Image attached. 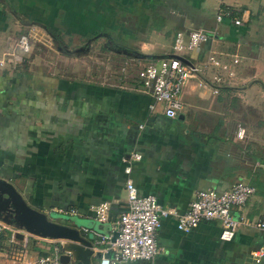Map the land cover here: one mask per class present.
Segmentation results:
<instances>
[{
    "label": "crops",
    "instance_id": "0c3cea01",
    "mask_svg": "<svg viewBox=\"0 0 264 264\" xmlns=\"http://www.w3.org/2000/svg\"><path fill=\"white\" fill-rule=\"evenodd\" d=\"M201 8V0H0V177L37 210L92 221L94 227L87 229L103 235L125 208L122 159L133 152L140 158H129L128 176L137 194L153 195L163 207L183 212L196 191H225L237 179L254 187L248 200L254 198L259 189L254 179L264 184V153L254 154L245 145L243 124L228 118L226 110L229 97L251 94L255 84L264 88L255 78L264 70L262 48L255 41L264 23V3L221 0L212 26ZM224 10L236 13L240 23L234 24L229 15L217 21ZM22 28L74 41L107 36L129 50L131 41L139 49L135 57L140 66L171 54L176 32L202 29L207 40L185 54V62H204L211 52L226 63L232 58L237 62L231 64L229 86L217 93L189 79L181 94L183 106L169 119L158 107L148 110L151 98L136 89L134 77L130 86L83 81L50 71L46 63L26 62L14 36ZM60 29L64 37L55 33ZM150 30L151 36H144ZM243 69H248L246 77L238 75ZM237 126L243 128L242 138L234 136ZM262 192L258 198H264ZM248 200L239 213L249 219L264 215L257 198ZM101 202L109 203L107 219L97 222L91 206ZM58 209L76 212L62 214ZM237 234L220 240L216 221H202L183 233L172 217L164 218L155 237L162 250L153 264H215L218 255L223 264H245L248 250L263 238L256 231ZM236 239L241 246L235 247ZM221 244L228 248H219Z\"/></svg>",
    "mask_w": 264,
    "mask_h": 264
},
{
    "label": "built area",
    "instance_id": "2783aa9c",
    "mask_svg": "<svg viewBox=\"0 0 264 264\" xmlns=\"http://www.w3.org/2000/svg\"><path fill=\"white\" fill-rule=\"evenodd\" d=\"M264 3V0H262ZM233 16L234 24L240 23V18L229 10L221 11L216 15L218 21L221 16ZM16 39V46L23 53L31 52L30 37L33 38L38 30H29ZM40 32V31H39ZM32 34V35H31ZM208 34L202 29H193L188 32L175 33L171 45V55L139 66L135 73V87L137 90L150 96L151 101L147 108L160 112L169 119L177 116L182 108L181 94L189 79L197 80L198 85H208L212 93H217L219 87L229 86L228 77L234 74L231 64H236L237 59L232 58L231 64L219 60L211 52L204 62L192 64L179 59L202 42L207 40ZM4 63L0 60V66ZM215 69L218 72L209 71ZM224 74L222 77L221 75ZM140 126V125H139ZM235 138H242L243 128L237 126L234 131ZM129 158L138 160L137 153H130ZM122 159L123 167L125 208L119 212L117 218L110 226L107 234H99L88 230L91 235L90 248L92 252H99L100 257L95 264H123L145 261L153 264L155 256L162 250L156 243L155 237L162 219L172 217L175 228L183 233L189 232L202 221H216L219 225V239L229 241L240 228L252 229L258 232L263 242L248 250L245 264H264V215L256 219H249L237 210L242 208L249 196L254 192V187L241 179L235 180L225 191L212 189L198 190L188 202L183 212H178L173 207L161 206L153 195H138L136 188L128 176L130 166L128 160ZM108 202H101L91 206L94 219L104 222L107 219ZM57 212L74 214V209ZM87 231L86 228H82ZM6 231L8 232L6 234ZM21 233V238L15 236ZM6 234L3 238L2 235ZM62 240L42 238L25 231H16L8 228L0 221V258L7 264H64L59 260ZM32 247L38 250L34 255L25 256Z\"/></svg>",
    "mask_w": 264,
    "mask_h": 264
},
{
    "label": "rangeland",
    "instance_id": "374dc122",
    "mask_svg": "<svg viewBox=\"0 0 264 264\" xmlns=\"http://www.w3.org/2000/svg\"><path fill=\"white\" fill-rule=\"evenodd\" d=\"M218 3H221V0H201L202 8L200 10L206 17V20H208V23L212 22L211 26L213 25V23H215L214 16ZM102 24L103 23H101V25ZM29 30H32V28H22L19 32L16 31L17 33L15 32L14 36L18 37V34L21 32L30 34ZM108 31L110 34H113V31ZM59 32H61V35L64 37L65 32L63 30H55L56 35ZM151 33L152 30L146 33L144 32V36H151ZM54 37L56 36H47L43 32H41V30H38L35 34H33V38L30 37L31 52L28 54L20 51L24 56H22L23 60H25L26 62L34 61L42 63L41 65L43 67L45 66L43 64H49L51 66L50 71H58L67 74L68 76H70V78L74 77L82 79L83 81L92 82L103 81L109 84H123L125 86H130L136 69L138 68V66H140V64H142L141 61L135 57L137 54H139V49L133 46L131 41L127 42L131 46V49L129 50L126 47L114 45V42L111 38L107 36H101L90 41L87 52L83 51L79 53H66L62 46H65V48H67L68 50H73L75 47L82 45L86 41V39L81 40L80 38H75L74 41L72 40L74 38H68L66 36V38L56 37L57 41H55ZM118 39V42L125 44V39ZM76 41H78L77 44L75 43ZM255 41L257 42L258 46L262 48L260 50V54L264 57V23L256 32ZM57 46H60L62 49L60 48L61 50H58ZM133 48H136L137 50L134 49L133 51ZM117 50H119V52H116ZM122 50L127 51V53H124ZM262 62L263 61L261 60L260 63ZM247 70L243 69V71H239L238 75L241 74L242 77H246L249 73ZM255 78H257V80L261 82V84L262 82L264 83V70L260 68L259 73ZM250 79L253 78L250 77ZM256 85L257 84H255L249 90L248 93L251 94H245L243 96L234 95V97H229V108L226 110V115L228 118H237V120H239L243 124L245 128V145L248 148L251 147L252 149L250 150H253L254 154L256 152L262 154L264 153V88H262L259 84L257 86ZM239 87L240 88H238V91H240L239 89H241L242 85H240ZM260 161L263 162L264 158L261 157ZM260 166V169L264 171V162ZM254 182L256 186H260L261 190L264 191V184L262 183V181L254 179ZM258 194L259 193L256 192L253 196L258 200H256V203L260 205V211L264 212V198H258ZM254 198L252 197L250 200H248V202L251 203ZM241 209L243 210L244 207H242ZM47 217L60 223H67L71 225V222L69 220H73V223L77 226H83L86 228L94 227V222L92 221L86 222L73 216L67 217L55 212H48ZM237 233V236L241 237L242 234H253L255 233V231L253 232V230L251 229L249 230L246 228H240L237 230ZM79 234L83 237H86L85 233H83L82 231H80ZM237 239L235 242V247L241 246L240 242H237ZM164 241V239H161V242ZM205 245L207 246V242L205 243ZM221 247L223 249L228 248V246H226L225 244H221V246L219 245V248ZM213 248H216V245H213ZM37 250V248L33 249L32 247H30L25 256L34 255V252ZM226 253L227 255L233 253V249L231 251L227 250ZM95 261L96 260L93 256L89 257V264H95ZM206 261H208V259H206ZM213 262L215 264H223L221 255L214 257ZM136 263L137 262H134V264ZM0 264L7 263L3 258H0Z\"/></svg>",
    "mask_w": 264,
    "mask_h": 264
},
{
    "label": "water",
    "instance_id": "95a60500",
    "mask_svg": "<svg viewBox=\"0 0 264 264\" xmlns=\"http://www.w3.org/2000/svg\"><path fill=\"white\" fill-rule=\"evenodd\" d=\"M55 41L56 37H54ZM98 38L95 35L87 38L86 41L75 47L73 50H68L62 46L66 53L73 52H87L90 41ZM60 46H57L58 50ZM124 53L127 51L122 50ZM116 52H119L117 50ZM140 55V54H139ZM142 55V54H141ZM168 56H174L169 54ZM183 60L182 57L176 56ZM0 221L5 226L16 231H25L29 234L36 235L42 238L62 240L60 245L64 252L60 254L59 260L64 264H89V257L93 256L96 259L100 257L99 252H92L90 246L91 235L87 231H82V226H77L71 221V225L67 223H60L47 217V213L41 212L36 208L30 206L24 198L18 193L13 185L6 179L0 177ZM73 223V224H72ZM82 231L86 237L79 234ZM16 238H21V233H15Z\"/></svg>",
    "mask_w": 264,
    "mask_h": 264
},
{
    "label": "trees",
    "instance_id": "16d2710c",
    "mask_svg": "<svg viewBox=\"0 0 264 264\" xmlns=\"http://www.w3.org/2000/svg\"><path fill=\"white\" fill-rule=\"evenodd\" d=\"M258 188H259V189H258V193H259V194H260V193L263 194V192H262V190H261V187L258 186ZM261 194H260V195H261ZM7 233H8V232L6 231V234H7ZM6 234L4 233V234L2 235V237L5 238V237H6ZM133 263H134V262H133ZM136 264H148V263L145 262V261H137Z\"/></svg>",
    "mask_w": 264,
    "mask_h": 264
}]
</instances>
